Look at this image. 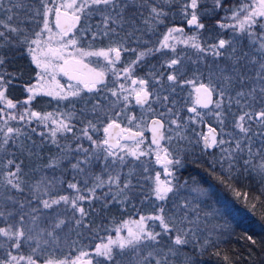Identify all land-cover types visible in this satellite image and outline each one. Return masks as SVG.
I'll return each instance as SVG.
<instances>
[{"label": "snow or ice", "instance_id": "1", "mask_svg": "<svg viewBox=\"0 0 264 264\" xmlns=\"http://www.w3.org/2000/svg\"><path fill=\"white\" fill-rule=\"evenodd\" d=\"M192 157L264 207V0H0V264H237Z\"/></svg>", "mask_w": 264, "mask_h": 264}, {"label": "trees", "instance_id": "2", "mask_svg": "<svg viewBox=\"0 0 264 264\" xmlns=\"http://www.w3.org/2000/svg\"><path fill=\"white\" fill-rule=\"evenodd\" d=\"M175 22L177 24L180 23L178 18ZM8 71L14 74H22L13 82L9 92L14 99H23L26 96L23 90L24 86L33 83L35 80V67L31 64L28 56L21 50L10 57ZM34 107L37 110L53 111L56 104L51 100L48 106L35 103ZM207 167V157L199 159L192 157L187 160L180 174L184 180L198 182L202 187L209 190V198L203 207L206 210L215 209L219 213L217 221L228 228V232L221 238V246L229 254L237 252L240 254L237 258V264H264V207L258 204L255 209L251 208L242 198L236 197L229 187L220 184L213 176L209 175V172L206 171ZM236 184L242 192L246 191L250 196L259 194V180L254 172L251 176L245 173L244 176L236 181ZM142 211L148 212L151 209L144 208ZM110 216L112 219L119 221L137 218V213L129 208L127 213L122 214L114 207ZM247 235H251L259 246H253L246 240L241 239V237ZM190 254L191 249H186L178 258L177 264H184V257L190 256ZM198 264H217V258L204 256L203 258H198Z\"/></svg>", "mask_w": 264, "mask_h": 264}, {"label": "flooded vegetation", "instance_id": "3", "mask_svg": "<svg viewBox=\"0 0 264 264\" xmlns=\"http://www.w3.org/2000/svg\"><path fill=\"white\" fill-rule=\"evenodd\" d=\"M22 52H23L26 56H28L27 53L24 52L23 50H22ZM28 58H29V56H28ZM29 59H30V58H29ZM30 61H31V60H30ZM31 64H32V62H31ZM32 65H33V67H35L34 64H32ZM36 71H38V70L36 69ZM65 80H66V78H65ZM66 82H67V81H66ZM36 103L39 104V105H42V104H43V106H46V105L48 106V105L51 103V99L48 98V97H38ZM137 112H139V109H137ZM145 135L147 136V135H149V134H148V133H145ZM156 170H160L158 166H156Z\"/></svg>", "mask_w": 264, "mask_h": 264}, {"label": "rangeland", "instance_id": "4", "mask_svg": "<svg viewBox=\"0 0 264 264\" xmlns=\"http://www.w3.org/2000/svg\"><path fill=\"white\" fill-rule=\"evenodd\" d=\"M60 79H61L62 82H65V83H66L65 78L61 77ZM33 83H35V80H34ZM182 97H183V99H185V100H190V98L187 96V93H183ZM52 101L55 102V104H56V101H55V100H52ZM64 103H66V102H62V103H61V107H62V108H63V106H64ZM208 119L211 121V117H208ZM212 123L214 124L215 122L212 121ZM162 178H163V175H162Z\"/></svg>", "mask_w": 264, "mask_h": 264}]
</instances>
